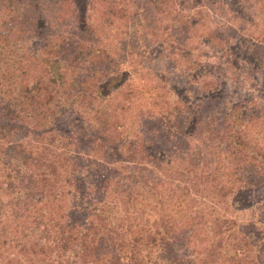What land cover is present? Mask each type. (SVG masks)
I'll use <instances>...</instances> for the list:
<instances>
[{"label":"trees","instance_id":"obj_1","mask_svg":"<svg viewBox=\"0 0 264 264\" xmlns=\"http://www.w3.org/2000/svg\"><path fill=\"white\" fill-rule=\"evenodd\" d=\"M234 2L0 0V264H264V0Z\"/></svg>","mask_w":264,"mask_h":264},{"label":"rangeland","instance_id":"obj_2","mask_svg":"<svg viewBox=\"0 0 264 264\" xmlns=\"http://www.w3.org/2000/svg\"><path fill=\"white\" fill-rule=\"evenodd\" d=\"M228 3L234 7L237 3L234 2V0H228ZM188 4H189V1H188ZM244 10L247 12V13H250L252 12L254 14L255 17H257L258 15L256 14V12H254V10L252 9V4H245L244 3ZM236 8V7H235ZM27 10H30V7H27V6H24V5H20L16 8H14L13 10V13H21L23 11H27ZM217 13L221 16L223 15L222 12H220V10H217ZM225 16V14H224ZM0 33H2V29H1V26H0ZM188 45H184L183 47H187ZM165 47H168L167 45H165ZM203 47V46H201ZM199 48V49H196L195 51H199L201 50L202 51V48ZM206 49V48H205ZM212 54L215 53L216 51L215 50H212L211 51ZM189 58H190V55H189ZM210 62H211V65L212 66H217L218 64V61L216 60L215 57L211 56L209 59H208ZM165 62H167V64H165ZM154 64V67H162L163 71L166 73V75L170 76V77H177V81H182L183 79L180 78V75L181 73H178V71L180 69H182L183 66H178V64H173L172 62H169L167 60H165L163 57H158L155 61H153L151 63V66ZM209 65V64H207ZM208 67V66H206ZM248 195V194H247ZM264 195V186L263 187H260V188H257L255 191H253V193L250 194V196L248 195V197L250 198L251 201H256L259 197H262Z\"/></svg>","mask_w":264,"mask_h":264}]
</instances>
